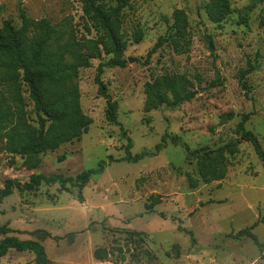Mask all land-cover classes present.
I'll return each mask as SVG.
<instances>
[{
	"label": "rangeland",
	"instance_id": "1",
	"mask_svg": "<svg viewBox=\"0 0 264 264\" xmlns=\"http://www.w3.org/2000/svg\"><path fill=\"white\" fill-rule=\"evenodd\" d=\"M227 1L228 14L214 22L213 0H129L109 37L86 16L83 0H0V30L6 21L19 28L24 10L50 20L53 48L66 52V62L74 52L90 56L72 86L92 120L80 137L41 155L35 169L8 150L0 130V188L33 174L72 178L65 186L14 189L0 204V226L8 229L0 242L37 241L49 264H264V160L239 130L250 114L245 127L264 151V0ZM115 42L125 66L99 73L100 64L116 61ZM97 76L118 104V123L107 119ZM166 77L184 78L195 98L147 109V85ZM0 93L12 123L36 124L25 85L20 101L6 86ZM100 162L101 173L80 190L77 176ZM245 229L262 245L238 235ZM0 264L37 263L31 251L10 250Z\"/></svg>",
	"mask_w": 264,
	"mask_h": 264
},
{
	"label": "trees",
	"instance_id": "2",
	"mask_svg": "<svg viewBox=\"0 0 264 264\" xmlns=\"http://www.w3.org/2000/svg\"><path fill=\"white\" fill-rule=\"evenodd\" d=\"M83 2L86 16L94 21L106 35L116 36L119 32L117 17L127 7L129 0H83ZM228 12L227 0H213L209 15L214 22H219ZM20 17L22 24L19 28L6 21L0 30V85L12 90V99L16 101L21 100L22 86L27 87L34 105L36 124L31 125L23 118H20L16 124L12 123L10 114L3 109V96L0 93V130L6 128L8 150L23 156L28 169H35L41 163V155L80 137L92 123L91 118L83 114L80 108L79 92L72 86L73 79L78 75L80 68L89 67L91 63L90 56L74 52L75 61L69 64L66 62L65 51L54 50L53 43L57 30L49 19L34 20L28 17L24 10ZM184 20V16L178 18L179 31L180 24ZM261 25L264 26V13L261 17ZM160 43L161 40L157 45ZM114 45L116 61L100 64L99 73H102L105 65L125 66L126 61L121 58L123 48L118 42ZM93 50L95 53H100L96 43L93 45ZM240 79L246 93L250 92V87L245 80V72H242ZM96 82L99 85V93L107 100V119L118 123L117 102L108 94L100 76H97ZM186 84L188 82L182 77H166L147 85V109H155L163 104L177 108L184 102L194 99L196 92L189 91ZM249 117L250 114L244 115L239 124L242 139L250 141L255 146L259 157L264 160V151L258 138L245 127ZM6 124L13 126L7 128ZM157 147L160 148V145ZM148 154L150 153L129 156V159L138 161ZM103 164L100 162L98 169L87 170L77 176L76 183L80 190L90 181L93 174L101 173ZM70 181L72 178H64L60 175L45 177L38 174H33L30 182L24 184L6 179L4 187L0 188V204L13 193L14 189L30 192L43 183L58 182L65 186ZM6 233L8 229L0 226V234ZM238 235H247L258 245H262L249 229L242 230ZM10 250L31 251L36 256L37 264H49L45 247L37 241L7 237L0 242V256L6 255ZM104 253V249H97L95 256L102 260Z\"/></svg>",
	"mask_w": 264,
	"mask_h": 264
},
{
	"label": "water",
	"instance_id": "3",
	"mask_svg": "<svg viewBox=\"0 0 264 264\" xmlns=\"http://www.w3.org/2000/svg\"><path fill=\"white\" fill-rule=\"evenodd\" d=\"M134 60L133 59H130V62H133Z\"/></svg>",
	"mask_w": 264,
	"mask_h": 264
}]
</instances>
